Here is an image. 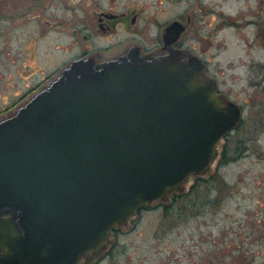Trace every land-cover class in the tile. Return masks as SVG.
<instances>
[{"label": "water", "instance_id": "water-1", "mask_svg": "<svg viewBox=\"0 0 264 264\" xmlns=\"http://www.w3.org/2000/svg\"><path fill=\"white\" fill-rule=\"evenodd\" d=\"M174 39L73 59L0 122V264H94L115 227L212 170L240 107Z\"/></svg>", "mask_w": 264, "mask_h": 264}, {"label": "flooded vegetation", "instance_id": "flooded-vegetation-1", "mask_svg": "<svg viewBox=\"0 0 264 264\" xmlns=\"http://www.w3.org/2000/svg\"><path fill=\"white\" fill-rule=\"evenodd\" d=\"M13 18L18 45L10 63L23 84L0 91V122L73 59L96 67L130 50L164 54L167 35L182 58L199 59L217 94L243 110V132L264 133V0H0L2 84L12 81L5 37ZM55 40L62 43L51 45ZM46 64L58 69L44 72ZM237 83H243V105L229 95L228 86Z\"/></svg>", "mask_w": 264, "mask_h": 264}, {"label": "rangeland", "instance_id": "rangeland-1", "mask_svg": "<svg viewBox=\"0 0 264 264\" xmlns=\"http://www.w3.org/2000/svg\"><path fill=\"white\" fill-rule=\"evenodd\" d=\"M11 26L5 38L12 81L0 80V91L23 84L10 63L18 45L15 18ZM72 47L74 56L78 43ZM57 69L43 65L44 72ZM0 73L3 77V66ZM228 87L243 105V83ZM257 134L243 132L242 110L212 170L193 179L192 188L142 206L126 226L115 227L109 248L94 264H264V133ZM252 136L258 137L246 140Z\"/></svg>", "mask_w": 264, "mask_h": 264}, {"label": "trees", "instance_id": "trees-1", "mask_svg": "<svg viewBox=\"0 0 264 264\" xmlns=\"http://www.w3.org/2000/svg\"><path fill=\"white\" fill-rule=\"evenodd\" d=\"M224 149H225V148H224ZM242 149H243V148H242ZM194 179H195V181H196L197 179H201V178L195 177ZM192 187H193V185H190V186H189V188H192ZM180 195H181V194H180Z\"/></svg>", "mask_w": 264, "mask_h": 264}]
</instances>
